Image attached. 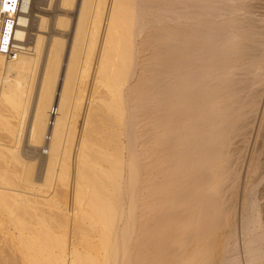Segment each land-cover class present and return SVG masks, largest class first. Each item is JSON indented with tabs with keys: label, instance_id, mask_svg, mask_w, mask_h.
Masks as SVG:
<instances>
[{
	"label": "bare ground",
	"instance_id": "6f19581e",
	"mask_svg": "<svg viewBox=\"0 0 264 264\" xmlns=\"http://www.w3.org/2000/svg\"><path fill=\"white\" fill-rule=\"evenodd\" d=\"M59 1L0 55V264H264V0Z\"/></svg>",
	"mask_w": 264,
	"mask_h": 264
},
{
	"label": "rangeland",
	"instance_id": "374dc122",
	"mask_svg": "<svg viewBox=\"0 0 264 264\" xmlns=\"http://www.w3.org/2000/svg\"><path fill=\"white\" fill-rule=\"evenodd\" d=\"M50 2L52 5L50 4ZM47 6H48V8H47ZM33 7H34V10H33V14H31V20H30V25H29V34H28L27 40H28L29 46L32 47V45L35 44V41L37 39V36H35V35H37L36 32L38 33L39 26L41 25V19H39V17H37L36 15L38 14V15L45 16V18L47 19L48 26L46 24V28H47L46 31L47 32L42 33V34L46 38L45 39V44H46L45 45V51H47V47H49V45H50L52 36L58 34V32H59V31L55 30V24H56L55 22L57 20V17L62 16L64 14V11L61 10V8H60V1L59 0H53V2H52V0H50V1L49 0H34ZM67 14H68L67 15L68 18L70 19V21H72V24H73L75 22V18L77 17L78 11L75 9L74 11H68ZM65 34L68 36L67 38H68V43H69V39H71L72 32L70 31V32L65 33ZM63 68L65 69V67H63ZM87 104L88 103H86L85 106H88ZM83 114H84V109L82 110L80 117L78 119L77 137L81 133V131H79V130L83 129V124H84V122H83L84 121V115ZM28 128L29 127L26 128V131L24 132V135H23L22 139L20 140V143L18 145V150H19L18 152L22 156V158L25 160V162L27 161V164L29 166L28 168H30V169H28V172L30 173V175L32 174L31 175L32 178H34L37 182L41 183L43 181L44 175H45L47 158H48L47 149H48V145H49L50 140H51V134L48 133L46 136L44 145L42 147L37 148L35 146H32L31 143L29 142V135H28L29 131H27ZM2 136L7 137L6 135H2ZM119 138H120L121 146L123 147L124 159L127 161L128 153H127V150L124 149L127 145L126 139L122 135ZM3 139H4V137L2 138V140ZM8 140H9L8 138H5L3 141L7 142V144H10L11 142H10V140L9 141ZM12 146H13V144H12ZM75 147H76V145H75ZM77 149H78V147H77ZM77 149L75 148V153H76ZM4 161L9 162L10 167H8V169L10 168V170L13 171L12 173H14V172L16 173L17 171L20 172V170L22 169V166L18 165V163H15L14 161H10V160H4ZM4 161H1V163L4 164L3 163ZM30 161H31V163H30ZM34 165H35V167H34ZM11 171H10V173H11ZM70 181L68 183L70 189H69V187H68V189H66V199H67V206H68L67 207L68 211H66V212H68L67 216H69L70 220H73L72 218H74L73 216L75 215V201H74V194H75L74 181L75 180H70ZM60 204H61V206H64L63 203H60ZM50 210H49V208L45 207L44 212L46 214L44 212H42L41 216L45 217L46 222L49 221L47 223V226H49V228L51 227L50 229H52L53 232H55V233H57L59 231L60 233H57V235L61 236V234L65 232V230L62 231L65 228L64 221L62 218H59L60 216L58 214H56L54 210H51L52 212ZM1 211H3V210L0 209V213H1ZM56 215L58 217H56ZM0 218H1V214H0ZM46 218H47V220H46ZM55 218H57V219H55ZM54 223H57V224H54ZM59 223L61 224V226L59 225ZM54 229H57V230H54Z\"/></svg>",
	"mask_w": 264,
	"mask_h": 264
},
{
	"label": "built area",
	"instance_id": "2783aa9c",
	"mask_svg": "<svg viewBox=\"0 0 264 264\" xmlns=\"http://www.w3.org/2000/svg\"><path fill=\"white\" fill-rule=\"evenodd\" d=\"M31 2L32 0H0V55L8 60H14L28 51V40H21L17 33L28 30Z\"/></svg>",
	"mask_w": 264,
	"mask_h": 264
}]
</instances>
